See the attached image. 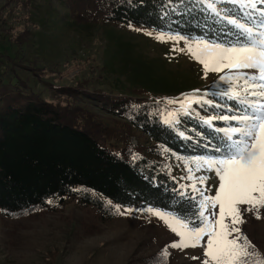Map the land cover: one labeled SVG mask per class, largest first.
<instances>
[{"label": "trees", "instance_id": "16d2710c", "mask_svg": "<svg viewBox=\"0 0 264 264\" xmlns=\"http://www.w3.org/2000/svg\"><path fill=\"white\" fill-rule=\"evenodd\" d=\"M64 1L70 25L83 28L98 23L130 24L188 38L207 33L210 39L216 38L213 34L220 28L212 22L210 13L199 0ZM220 6L244 16V12L236 11L231 3ZM113 50L123 51L124 48L116 46ZM126 51L127 56L121 52L123 64L119 70L112 69V73L124 76L125 59L134 60ZM114 58L117 57L113 54L98 67L110 68ZM6 60L18 63L14 57H6ZM134 61L140 64L139 60ZM2 64L0 59V215L16 218L37 210H55L79 189L83 191L80 200L107 211L108 216L112 212L105 204L111 201L109 208L115 205L136 210L152 207L172 211L182 218L191 217L195 209L186 198L179 196L183 190L159 159L152 156L153 148L134 146L128 137L138 128L151 142L150 147L158 144L184 158L216 153L222 136L216 129L235 122L216 120L212 125H205L201 118L231 115L227 107L193 104L192 112L184 114L178 111L179 104L164 100L165 96L177 94L174 100L180 99L184 89L173 83L155 91L147 92L138 87L131 92L114 94L88 89L82 84L55 86L36 72L37 80L49 92V97L45 98L19 75H7V63ZM145 68L149 81L167 84L162 76L152 75L150 66ZM217 84L219 80L209 90L199 89L195 95L206 96L217 104H234L212 95ZM86 102L124 120L126 137L103 124L83 105ZM169 112H177L174 125L165 123L166 119H171Z\"/></svg>", "mask_w": 264, "mask_h": 264}, {"label": "rangeland", "instance_id": "374dc122", "mask_svg": "<svg viewBox=\"0 0 264 264\" xmlns=\"http://www.w3.org/2000/svg\"><path fill=\"white\" fill-rule=\"evenodd\" d=\"M70 21L64 0H0V59L2 66L7 63V75H19L45 98L49 97V92L37 80L36 72L55 86L82 84L88 89L114 94L131 92L138 87L147 92L155 91L173 83L184 89L179 95L183 99L196 89L209 90L224 74L209 72L205 77L203 66L187 50L180 51L185 48L184 41L158 40L155 34L160 31L118 23H98L83 28L70 25ZM149 32L153 35H148ZM116 46H123L124 50H113ZM126 50L141 65L125 59L124 76L112 73V69L119 70L123 64L121 52L127 56ZM113 54L117 58L110 68L98 67ZM6 57H14L18 63H8ZM146 66L151 67L154 77L162 76L167 84L149 81ZM177 95L165 96L164 100H174ZM83 105L119 136L126 137L124 120L92 103ZM128 141L134 146L153 148L152 156L159 159L178 187L192 183L186 179L187 164L199 156L179 159L181 156L158 144L150 147L151 142L138 128L131 131ZM209 155L217 153L201 156ZM195 174L208 177L206 185L197 186L207 188L206 194L214 195L218 187L215 173ZM82 192L76 189L75 194L66 197L55 210H37L16 218L0 215V264H202L206 236L203 246L183 250L169 247L170 255L163 258L162 250L179 240L163 220L144 210L119 206L120 211H117V205L109 208L106 202L105 207L112 212L108 216L107 211L80 200ZM244 207L241 206L245 222L239 227L256 250L264 253V209L257 218L252 212H243ZM215 211L218 215V206Z\"/></svg>", "mask_w": 264, "mask_h": 264}, {"label": "snow or ice", "instance_id": "6c2138e0", "mask_svg": "<svg viewBox=\"0 0 264 264\" xmlns=\"http://www.w3.org/2000/svg\"><path fill=\"white\" fill-rule=\"evenodd\" d=\"M199 2L205 5L204 10L210 13L212 22L220 25L213 34L216 38H207V33L188 38L164 32L156 33L155 38L183 40L185 48L180 51L187 50L203 66L205 77L209 72L224 73L219 76V84L212 95L234 104H217L206 96H196L194 93L199 89L168 103L179 104L178 111L184 114L192 112L193 103L211 108L227 107L233 114L202 117V122L212 125L213 121L220 120L235 124L216 129L222 134L221 143L215 148L217 155L199 156L187 164L186 179L192 183L181 185L185 190L180 191L179 196L186 198L195 209L191 217L184 215L182 218L172 211L152 207L144 211L163 220L179 237L162 250L160 256L163 258L170 255L169 247L183 250L203 246L206 236L202 264H264V254L256 250L239 227L245 222L241 206H246L243 212H252L257 218L264 209V0ZM227 3H231L236 11H243L244 16L220 6ZM168 116L171 119H166V124L177 123V112H169ZM201 171L214 172L218 177L214 195L206 194L207 188L197 186L206 185L208 180L205 175L195 174ZM189 188L191 194L187 191ZM116 210L120 211L119 206Z\"/></svg>", "mask_w": 264, "mask_h": 264}]
</instances>
